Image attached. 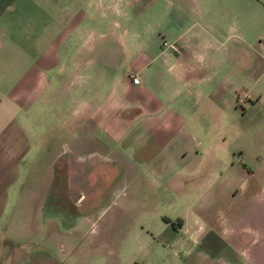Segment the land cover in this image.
<instances>
[{"label":"crops","instance_id":"0c3cea01","mask_svg":"<svg viewBox=\"0 0 264 264\" xmlns=\"http://www.w3.org/2000/svg\"><path fill=\"white\" fill-rule=\"evenodd\" d=\"M23 160L41 169L30 248L83 226L64 215L86 184L90 202L120 187L144 246L264 264V0H0V207Z\"/></svg>","mask_w":264,"mask_h":264},{"label":"rangeland","instance_id":"374dc122","mask_svg":"<svg viewBox=\"0 0 264 264\" xmlns=\"http://www.w3.org/2000/svg\"><path fill=\"white\" fill-rule=\"evenodd\" d=\"M151 15L152 12L148 11L147 16ZM40 172V168L30 167L23 160L10 177L14 183L13 185L11 183L4 204L0 207L1 256L11 254L13 251L18 254H24L26 251L34 256L38 254L40 257L46 255L52 257L49 258L47 264H112L111 260L115 264H124L128 260L139 261L141 258L147 259L150 256L157 257L159 264H201L200 260L194 256L198 252H207L209 255L221 252L217 244L210 245L204 240L202 244H193L194 247L191 249L193 255L190 258L180 261L163 246L151 241L144 246L148 236L144 235L145 239L130 230L134 223H131L130 216L122 214L121 205L124 201L121 197L122 191L116 194L120 187L111 199L90 202L91 191L86 184H83L79 193H76L74 200L77 201L74 208L66 206L64 215L65 225L69 224L73 216H77L82 218L83 226L78 227L73 236H59L61 242L59 246L50 244L43 248H30L29 241H25V238L30 237L27 235L30 232V226L34 225L30 215L35 210L32 209L33 198L38 196L40 190L39 181L34 183V179ZM99 191V186H96L94 194ZM129 213L136 215L137 207H131ZM143 225L145 226L146 223ZM33 234L37 238L41 233L35 231ZM6 237L12 239V242L6 243ZM24 241L28 247L24 246L25 244L22 245ZM36 250L39 252L34 254L33 251ZM44 263L46 262L38 264ZM210 264H216V262Z\"/></svg>","mask_w":264,"mask_h":264},{"label":"built area","instance_id":"2783aa9c","mask_svg":"<svg viewBox=\"0 0 264 264\" xmlns=\"http://www.w3.org/2000/svg\"><path fill=\"white\" fill-rule=\"evenodd\" d=\"M131 83L132 84H137V79L135 77L131 78Z\"/></svg>","mask_w":264,"mask_h":264}]
</instances>
